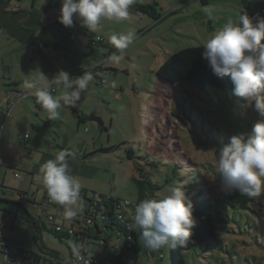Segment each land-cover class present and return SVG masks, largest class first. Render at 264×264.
I'll list each match as a JSON object with an SVG mask.
<instances>
[{"label": "rangeland", "instance_id": "1", "mask_svg": "<svg viewBox=\"0 0 264 264\" xmlns=\"http://www.w3.org/2000/svg\"><path fill=\"white\" fill-rule=\"evenodd\" d=\"M32 1L25 0L22 5L31 6ZM51 1L35 0V3L41 7L57 4L52 10L59 14L62 0ZM144 2L156 4L157 16L181 7L188 11L153 20L149 15L129 9L126 20L101 21L97 31L92 32L97 37L110 39L114 34L132 37L121 62L114 63L112 56L104 59L101 56L103 70L99 78L82 92L75 107L60 109V118L49 120L48 127H43L44 119L37 115V125L42 134L46 132L44 136L48 142L60 141L61 149H68L70 156L66 159L73 162L67 161L72 170L70 175L85 189L87 198L99 194L119 198L130 220H133L135 206H125V203L160 198L169 186L183 185L193 206L200 189L213 197L223 195L216 172V150L228 143L231 136L249 133L257 121L264 120V116L254 108L245 107L244 101L233 93L218 88L204 90L189 82L163 84L156 76V70L170 54L204 44L229 19L238 21L240 8L247 15L264 18L261 13L264 0H135L134 4ZM15 3L11 1L8 9L15 7ZM7 31L0 29V54L9 52L5 61L15 59L12 71L18 65L23 66L22 58L24 66H28L29 56L25 53L28 51L30 55V48L16 50L20 43L9 38ZM73 40L68 52H59V55H67L66 59L50 52L44 57L56 66V74L63 70L76 78L80 75H71L72 68L66 60L75 58L80 65L91 57L84 58L88 50L80 42L79 34H75ZM113 49V53L119 54L114 46ZM107 52L102 50L101 53ZM40 59L48 64L43 57ZM1 68L7 70L2 64ZM85 68H81L85 70L81 75L91 73ZM101 79L106 81L104 85ZM62 91L58 88L60 94ZM10 128L18 133L20 125ZM46 143V140L41 142L42 145ZM130 147L133 158L127 159L126 151ZM0 177H4V183L0 178V195L9 202L21 201L22 207L39 220V224L43 221L45 228H39L42 244L72 263L66 245L46 228L49 227L46 215L64 224L65 229L71 222L63 218L61 211L42 203L45 189L38 190L35 195L36 188L32 185L27 191L28 198L21 200L14 185L13 171L1 168ZM21 177L27 176L21 174ZM157 185L161 188L153 187ZM77 210L80 212L79 208ZM212 217L215 239L209 248L200 246L185 251L186 264H264V194L254 198L246 209L224 208L213 202ZM34 235L22 208L0 203V240L34 251L38 247ZM108 235L113 245L123 243V238L117 237L114 230ZM137 241L140 251L135 254L125 250L121 256L123 263L170 264L168 247L160 249L164 258L159 260L147 253L140 233Z\"/></svg>", "mask_w": 264, "mask_h": 264}, {"label": "clouds", "instance_id": "2", "mask_svg": "<svg viewBox=\"0 0 264 264\" xmlns=\"http://www.w3.org/2000/svg\"><path fill=\"white\" fill-rule=\"evenodd\" d=\"M135 0H62L59 22L65 27L73 25L74 18L88 32L97 31L101 21L120 22L129 17ZM111 44L119 54L111 60L120 63L123 51L132 43L131 35H112ZM202 56L207 66L218 77L229 76L233 94L244 101L245 107L254 108L264 116V18L241 15L238 21L229 19L203 44ZM86 73L70 78L61 70L51 79L40 73L38 81H25L23 88L36 97L49 120L60 118L59 109L75 107L93 82ZM113 87L115 83L113 82ZM62 88L59 96L53 95ZM27 138V136H26ZM216 158V172L221 191L226 195L239 192L249 198L264 194V120L257 121L249 133L233 135L220 147ZM66 150L46 161L39 170V179L52 204L63 207L64 219L72 221L82 210L81 184L69 174ZM193 204L183 185L169 186L160 198L144 199L135 205L130 228L139 230L144 246L151 251L164 247H183L194 227ZM73 264H91L86 258L89 249L83 244L69 241Z\"/></svg>", "mask_w": 264, "mask_h": 264}, {"label": "trees", "instance_id": "3", "mask_svg": "<svg viewBox=\"0 0 264 264\" xmlns=\"http://www.w3.org/2000/svg\"><path fill=\"white\" fill-rule=\"evenodd\" d=\"M11 1H16L13 5L18 7L17 10L8 9L11 7ZM24 1L25 0H0V10L9 13L12 15V18L25 19L23 23L24 29L29 31L31 35H34L36 30L41 31L43 29H40L37 26L40 24L41 15L46 12L49 5L42 6L40 9L31 8L25 10L19 7ZM131 8L136 13L151 16L153 20H157L158 18L164 19L168 15L180 12L179 9H174L163 16H157L156 4L154 2L133 4ZM239 13V17L246 14L242 8L239 9ZM261 13L264 14V11ZM248 16L254 18V22L255 18H259L254 17L253 15ZM48 27L58 33H66L67 31H70L72 37L75 34H79L80 42L88 50L87 52H84L83 56L84 58L89 56L92 60V63L85 69H88L91 72L94 77L93 80H95L97 78H95V74L103 70L101 66V56L104 59L113 55L114 49L110 39L97 37L93 33L88 32L86 28L82 27L81 24L77 23L75 20L71 27H65L58 19L50 22ZM33 41L34 44L38 45L37 37L35 38L34 36ZM102 50H107L108 52L103 54L101 53ZM202 53L203 44H199L180 49L170 54L156 70V76L160 83L177 84L189 82L199 85V87L204 90L208 88H218L226 93H233L234 86L230 77L224 76L223 78H220L216 76L207 66V61L204 60ZM81 68L83 67L77 69L82 71L78 74L84 73L85 70ZM102 80L103 79H101V81ZM79 120L81 119L79 118ZM126 152L127 159H132L133 153L131 147ZM167 181L169 182V180ZM189 185L192 186L193 184L190 183ZM153 187L155 189L161 188L159 185ZM93 194L95 195V193ZM18 196L27 198L28 193L25 191H18ZM46 197L47 194L44 190L43 199H46ZM80 197L83 204L82 210L80 209L78 216L70 221L71 223L66 229L63 226L64 224L56 223L53 218L50 219L49 215H46V221L49 224V227L46 228L55 236V238L66 245L69 259L72 263H69L62 254L52 251L42 244L39 228L40 226L45 228V223L41 221V224H39V220L30 216L25 210L23 211L24 217L30 222V226L35 233L34 238L38 245L36 250L29 252L35 254L42 264H73L69 241L83 244L87 247L89 249L87 255H93L90 256V258L95 260L93 264H125L121 260L122 253L125 250L132 251L135 254L140 251V245L137 241L139 233L130 228L132 220L128 219L124 206L119 198L100 194L96 197L87 198V194L83 188H81ZM195 197L197 199V203L193 206V219L195 220V225L190 229L189 240L183 247H178L176 249L168 248L170 264H186L184 260L185 251L200 246H205L206 248L210 247L211 242L215 239V226L212 217L213 202L222 205L224 208L229 206L232 208L240 207L246 209L249 203L254 201V198L241 195L239 192H233L230 195L223 194L220 197H213L210 193L204 192L203 189H200V192H197ZM1 202L3 203L6 201L1 200ZM138 203L139 201L137 204ZM13 204L19 206L18 203ZM128 205H131L134 208L136 204L125 203V206ZM122 215L126 218L124 222L120 219V216ZM62 216L64 218L63 213ZM113 230L116 232L117 237L123 238L122 244L113 245L110 242L111 237L108 235V232H112ZM147 253L157 256L159 260L164 258V254L161 250L151 251L147 249ZM159 254H162V256L160 257Z\"/></svg>", "mask_w": 264, "mask_h": 264}, {"label": "crops", "instance_id": "4", "mask_svg": "<svg viewBox=\"0 0 264 264\" xmlns=\"http://www.w3.org/2000/svg\"><path fill=\"white\" fill-rule=\"evenodd\" d=\"M19 7L25 10L31 8H35V9L41 8L40 4L35 3V0L32 1L31 6H27V5L24 6L20 4ZM54 7H58V5L55 4L54 6L50 4L48 6L46 12L41 15L40 24L37 27H39L40 29L42 28L44 29V27L45 28L48 27V24L50 22L58 19L60 13L58 14L57 12H54L52 10ZM15 8L18 9V7H13L11 9L17 10ZM130 9L134 11L131 7ZM176 9H179L180 12L174 13V15L188 11V8H184V7L176 8ZM11 16L12 15H10L9 13L0 10V29H7L8 30L7 32L10 35L9 38H13L18 43H20V47L16 48V50L17 49L23 50L24 48H30V55L28 51L27 53H25L27 54V57L29 56L27 60L29 63L28 66L26 65L24 66V58H22L21 61L23 66L18 65L17 69H14V71H12L11 70L12 62L15 59H9L5 61L4 59L8 57L7 54L9 52L5 54H0V61H1L0 64H2L5 68H7L6 71H3L2 68L0 69V176H1V168L11 169L13 171V177L16 178L14 181V185L18 189L16 190L17 194L18 191H25V192L30 191L33 185L36 188V192H35L36 195L38 193V190L43 189L42 183L40 182L39 179V170L41 165H43L48 160L55 159L56 154L59 153L60 150H62L61 149L62 147L60 141L56 142L57 140L53 139L50 142H48V140L45 138L46 136H44L46 132H43L44 134H42V132L40 131L41 129H39V124L37 125V123L39 122L37 115L40 116L42 119H44V121L42 120L43 124L45 125L43 127L49 126V119L47 118L46 113L44 112L42 113L43 110L41 106L36 103V99L33 97L20 98L19 94L28 91L23 88V83L26 80L38 81L40 79V73H42L44 76H46L49 79H51L54 75H56L55 73L57 71L56 66L54 67L52 61L44 57L46 52H50L53 55L55 54L62 58L64 57L65 59L68 56L63 54L59 55L60 51H55L50 48L43 47V45L39 43V41H38V45L34 44L33 41L34 36L35 38L37 37L38 40V33L40 32V30L39 31L36 30L35 34L31 35L29 31L24 29L23 23L25 19H16V18H12ZM1 50H2V46L0 47V52ZM22 52L24 53V51ZM40 56H42L44 58V61H46L48 64H44L42 62V59H40L42 58ZM66 61L71 65L72 68V73L70 72L71 75H81L76 73L77 69L79 67H85V66L87 68L88 65L92 63L91 60L87 58L84 59L83 63H81L80 65L77 59L75 58L72 60L68 58V60ZM5 62H7V64H5ZM99 76H100V72L98 73V75H95V78L97 77L98 79ZM58 93L60 94V92H58V89H56L54 95L58 96L59 95ZM4 101L13 104L10 114L7 117L3 110L5 105ZM68 107L70 106L64 105L61 107V109H67ZM36 108H38V110ZM35 110H37V112H35ZM12 125H20V129L18 133L12 132L10 128V126ZM25 134H28V137L26 139H25ZM44 140L47 141L46 145L41 144V142ZM66 150L68 152V149ZM67 161L72 162L69 159H67ZM70 170L71 167L69 166V174H70ZM15 173H18L19 176L18 177L15 176ZM21 174H25L27 177L22 178ZM0 178H1V183H4V177H0ZM4 197L5 196L0 195V203H2L1 200H5L6 202L3 203H7V204L14 205L13 203H16V202H9L7 198ZM20 198L21 200H26L28 197L27 198L20 197ZM20 203L21 201H19L18 207L22 208V210L24 211L25 209L22 207V204Z\"/></svg>", "mask_w": 264, "mask_h": 264}, {"label": "built area", "instance_id": "5", "mask_svg": "<svg viewBox=\"0 0 264 264\" xmlns=\"http://www.w3.org/2000/svg\"><path fill=\"white\" fill-rule=\"evenodd\" d=\"M263 11H264V9H263ZM80 72H82V71L81 70L76 71V73H80ZM95 75H98V73H96ZM105 83H106V81L103 79L101 81V84L104 85ZM19 95H20V98H23V97H34V98H36L34 95L29 94L28 91L25 93H20ZM4 103H5V105H4L3 110H4L5 115L7 117L10 114V111L13 107V104L8 103L7 101H4ZM26 136L28 137V134H25V139H26ZM15 176L18 177L19 174L15 173ZM42 203L44 205H47V206H53L57 210L61 211V214L63 213V207L60 205L52 204L49 201V198H46V200L43 199ZM49 218L52 219L53 216L49 215ZM120 219L122 222H124L126 218L124 215H122V216H120ZM90 256H93V255H86V258L91 261V264H93L95 262V260H92L90 258ZM159 256L161 257L162 254H159ZM0 264H42V262L39 260V258L37 256H35V254L30 253L29 251L22 249L19 246H16L14 244H9V243H6V242L0 240Z\"/></svg>", "mask_w": 264, "mask_h": 264}, {"label": "water", "instance_id": "6", "mask_svg": "<svg viewBox=\"0 0 264 264\" xmlns=\"http://www.w3.org/2000/svg\"><path fill=\"white\" fill-rule=\"evenodd\" d=\"M38 41L45 48H50L55 51H68L74 43L72 33H58L50 27L42 29L38 33Z\"/></svg>", "mask_w": 264, "mask_h": 264}]
</instances>
